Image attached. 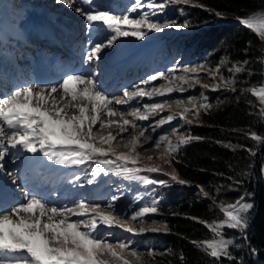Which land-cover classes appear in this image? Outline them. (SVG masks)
Instances as JSON below:
<instances>
[{
    "label": "snow or ice",
    "instance_id": "6c2138e0",
    "mask_svg": "<svg viewBox=\"0 0 264 264\" xmlns=\"http://www.w3.org/2000/svg\"><path fill=\"white\" fill-rule=\"evenodd\" d=\"M63 4L83 16L89 28L95 27L96 31L107 30L111 35L106 37V43H95L87 52V59H99V53L105 47H111L114 42L122 36H135L143 40L146 36L144 29L148 32H161L165 28L179 27L187 29L188 23L177 25L169 22H157L150 18L155 11H163L165 3H156V0H146L145 7L152 9L153 13L143 12L136 18L129 15L113 14L110 10L101 5L94 4V0H79V4L88 5L87 8L78 5L77 0H60ZM192 0H166L168 4H190ZM141 7V0L133 6V11ZM217 15H221L217 13ZM248 29L256 33L264 40V13L259 15L252 13L244 17H237ZM128 27L130 30H125ZM204 65L193 68H185V75L174 76L160 72L151 75L142 83L147 85L149 81L163 80L158 87L150 89L137 87L136 91L125 90L121 99H116L115 103L120 105L129 104L130 101L138 98L154 96L164 97L173 92L187 90L185 87L191 86L193 77L188 73L197 74ZM244 67L237 66L233 71L239 73L244 71ZM209 73H219V68L208 69ZM196 83L199 81L196 80ZM226 87L235 84V80H225ZM83 86V87H79ZM203 88H209L204 84ZM219 85H213V90H218ZM251 94L258 98L261 104V113L264 114V85L253 87ZM47 93V94H46ZM55 94V95H53ZM57 96L62 97L63 106H59ZM195 97H189L188 102L193 103ZM177 105H182L183 101L177 100ZM113 100L98 90L97 83L85 75L69 74L56 87L50 89H34L32 86H22L11 94L0 99V161L9 153L10 149L22 148L30 153L40 152L48 161L57 165H95L91 172V178H87L89 184L101 173H114L116 176L126 180H140L149 182L147 177L139 175L141 171L159 172V167L136 166L139 154L135 156L136 148L140 146L141 138L147 140L145 136L147 128L140 136L129 141L131 152H115L113 141L117 136L109 133L107 136L97 137L93 134V127L100 124V127H112L116 123L120 133L128 132L129 126L136 127L135 121H145L150 115L156 114L158 109H163L166 102L145 103L144 111L139 107L131 108L128 115L132 119H124L125 113L113 107ZM78 110L79 115H70L69 108ZM195 107V106H194ZM211 106L200 103L195 107L194 114L198 117L200 108L207 111ZM193 109L185 108L179 113L184 123L191 124L187 115ZM120 116L123 123L108 120L103 122L105 117ZM176 118V114H169L156 121V126L161 127L170 123ZM155 131V127H153ZM173 133L177 129L172 130ZM250 138L264 143V136L256 132L250 133ZM191 137L178 136L175 142L168 139L167 135H160L155 142L156 148L162 147V142L167 145V152L173 154L178 152L180 146L188 142ZM104 145L108 147L105 148ZM255 155L251 149H247ZM114 157V158H113ZM160 159H165L163 156ZM152 159V157H149ZM170 163V161H166ZM132 165V166H130ZM4 165L0 163V169ZM77 181L81 176L75 177ZM229 179H232L231 177ZM172 181L186 184L187 181L179 179L175 174L171 175ZM236 184L243 181L235 180ZM161 184L167 182L161 181ZM203 192V188L201 187ZM207 196L208 193L204 192ZM118 196H113L110 201L102 207L100 203H86L83 199L76 202L75 207L67 205L52 206L43 196L31 194L24 202L8 209H0V264H143L142 256L136 249L130 248L129 243L119 242L112 244L94 235L98 223L109 227L114 224L124 228L129 233H144L147 231L159 232L166 229V225L161 227H149L133 229L120 224V218L113 213L116 212V201ZM253 208V204L245 202L241 196L234 203L221 204V211L224 219L219 222L210 223L200 221L212 233V238L199 242V246L214 261L221 258H231L230 247L234 244L232 239L224 236L222 229L225 227L244 230L249 226L248 212ZM79 209V210H77ZM158 201L153 200L150 205L141 206L131 213V220L140 219L144 221L149 213H157ZM78 217L71 220L70 216ZM196 219V218H193ZM155 224V221L151 222ZM195 243V242H194ZM110 259H105V257ZM147 256L154 258L153 252H148ZM126 257H131L128 259Z\"/></svg>",
    "mask_w": 264,
    "mask_h": 264
},
{
    "label": "trees",
    "instance_id": "16d2710c",
    "mask_svg": "<svg viewBox=\"0 0 264 264\" xmlns=\"http://www.w3.org/2000/svg\"><path fill=\"white\" fill-rule=\"evenodd\" d=\"M182 10L189 25L205 26L175 32L169 46L199 59L207 51L211 57L226 56L229 64L239 63L245 70L237 74L234 91L211 94V107L187 129L191 139L174 153L176 174L187 183L150 173L147 189H152L160 212L166 214L169 233L143 238L140 247L147 252L163 249L156 253L154 264H264V143L250 138L251 132L264 136L262 106L250 91L264 84V40L237 19L264 12V0H192L169 4L166 12ZM220 17L225 20L216 25ZM237 179L243 182L236 184ZM241 196L253 204L250 224L243 231L227 229L236 240L230 247L231 258L214 261L199 246L212 238L200 221L223 219L221 204L234 203Z\"/></svg>",
    "mask_w": 264,
    "mask_h": 264
},
{
    "label": "rangeland",
    "instance_id": "374dc122",
    "mask_svg": "<svg viewBox=\"0 0 264 264\" xmlns=\"http://www.w3.org/2000/svg\"><path fill=\"white\" fill-rule=\"evenodd\" d=\"M27 0H0V33L4 36H7L12 31L13 33H20L21 30V20L23 16L30 15L31 13H37L38 15H45L49 17L53 21L62 20L63 23L68 24L69 26L77 27L78 23L81 29V41L82 46L80 48V52L85 55L92 48L95 43L104 42L106 43V37L111 35V32L107 30L96 31L95 27L89 28L85 18L80 15V13L74 11V9L69 8L67 5L66 8L62 11L57 9V5H59L60 0H53L50 5H42L41 7L31 6L29 3H26ZM79 6L87 8L88 5L79 4V0H77ZM137 3V0H94V4L101 5L103 8L110 10L113 14L117 15H129L131 18L138 17L143 12L153 13L152 9L145 7L146 0H141V7L137 8L133 11V6ZM156 3H165V7L163 11H155L154 14H151L150 18L157 22H169L175 23L177 25L188 23L186 19L187 15L184 10L179 13H171L168 14L166 12L169 4L166 3V0H156ZM9 4V7L6 6ZM63 4V3H62ZM167 13V14H166ZM264 13V12H262ZM260 14V13H259ZM257 14V15H259ZM14 15V19L10 22L7 16ZM3 17H6L4 20ZM224 17H220L216 25L222 23L224 21ZM7 21V26H2ZM189 24V23H188ZM200 26H191L189 28H179V27H169L165 28L161 32H148L147 29L144 31L147 33L143 40L139 39L135 36H122L119 37L111 47H105L99 54L104 53H112L114 48L119 43H126L124 45V49L127 48H135L137 50H141L139 56L137 58H142L133 65V70L129 74L128 78L123 83H119L117 86L115 84L116 90L111 89L112 79H109L107 82L104 81V78L108 77L107 72H103V67L106 65H102L100 63L95 62L93 66H91L93 60L83 59L81 62V67L77 72L72 75H87L89 73L86 72L87 69H90L97 80V87H101V89L106 90L104 93L110 99L113 100V107L119 111L125 113L124 119H132L131 116L128 115V111L131 108L139 107L141 111H144L143 104L145 103H160L166 102V106L163 109H158L156 114L150 115L148 120L145 121H135L136 127L131 128L129 126V131L120 133L119 127L116 123H113L112 127H100L98 123L92 129L93 134L97 137L107 136L109 133L117 136V140L113 141V145L115 146V152L119 153H129L131 152L130 146H126L129 144L133 138L140 136L141 132L145 131L147 128V132H145V136L149 137V139L145 140L141 138L140 146L136 148V152L133 153L135 156L137 153L139 154V158L137 160L136 166L143 167H159L161 171L156 172L159 175H166L171 178L172 174H176V170L173 164V154H169L167 152V145L162 142L161 148L155 147V142L160 135H167L168 139L175 142L178 136H187V129L197 124L200 121V113L204 110L200 108L199 116L197 117L194 114L195 107H199L200 103L208 104L211 94L220 91L223 89H232L235 90L237 86V72L233 71V69L237 66H243L239 63L229 64L226 56H222L221 58H217L215 56L211 57L209 54L210 51H207L206 54H203V58L199 59L198 57H191L190 55H185L181 53V49L172 50L170 46L167 47V40L170 39L175 32H191L192 30H196ZM79 29V31H80ZM22 30H25L22 28ZM125 30H130V28L126 27ZM11 31V32H10ZM7 33V34H6ZM10 46L5 47V51H11ZM98 54V55H99ZM199 65H204V68L201 69L197 74L188 73L187 75L193 77V83L191 86H185L187 88L183 93L177 91L173 92L170 95H166L164 97L154 96L152 99L148 97L138 98L137 100L130 101L129 104L120 105L116 104V99H121L123 97V92L125 91V87L127 91L133 92L139 88L150 89L152 87H158L161 83H164L163 80L157 81H149L147 85L142 82L145 79H148L153 74H158L160 72H164L166 75L171 74L174 76L185 75V68H193ZM246 66V65H244ZM89 67V68H88ZM219 68V73H209L208 69H216ZM103 74L100 76V72ZM134 74V79H132V74ZM66 78V76H65ZM90 78V77H89ZM235 80V84L226 87L224 81L225 80ZM199 82L196 83L195 81ZM63 81H57L52 84L41 85V88H49L58 86ZM29 84L27 86H31ZM204 84L209 85V88L205 89L202 86ZM213 85H219L218 90H213ZM264 85V84H263ZM23 85H21L22 87ZM108 87V88H107ZM20 88L18 86L15 88L17 90ZM250 89V88H248ZM101 91V90H100ZM14 92V91H13ZM12 91L8 90V92H3L2 95L7 96L11 94ZM61 97V96H60ZM189 97H195L196 100L193 103L188 102ZM62 99V98H60ZM183 101L182 105H177L176 101ZM61 103V100H59ZM58 103V104H59ZM59 106H63L59 105ZM195 106V107H194ZM217 106V105H216ZM185 108L193 109V112L187 115V119L191 120V124L184 123V120L180 118L179 113L183 112ZM70 115H79L77 109H72L67 111ZM176 114V118L172 120L170 123H166L161 127L156 126V121L161 119L162 117H166L169 114ZM108 120L123 123V120L120 116H112L105 117L104 121L107 123ZM153 127H155V131H153ZM173 129H177L175 133H173ZM107 148V145H104ZM42 153H30L22 148L18 149H10L9 153L5 156V158L0 161L5 166V170L7 171V175L10 176L14 183V189L11 190L14 195L13 201H15L16 206L18 203L24 202L31 194L35 193L38 196H43L52 206L61 207L67 205L68 207H75L76 202L83 199L86 203H100L102 207L106 205L108 201L112 199L113 196H118L119 199L116 203V212L114 215L119 216L120 224H124L125 227H132L133 229L139 228H149V227H161L163 228L166 225V229L161 230L159 232H151L147 231L144 233H129L125 231L124 228H121L119 225L114 224L109 227L102 223H98L96 231L94 235L106 240L109 243L117 244L119 242L129 243L130 248L136 249L139 253L144 254L142 256L143 264H154L156 257V253L161 254L163 249L155 248L150 250L149 252H153L155 254L154 258L147 256V251L142 250L140 247L142 239L148 236H158L169 233L168 225L166 224V214L160 212V208L158 206L157 213H149L146 217H144L145 222H141L140 219L136 221L131 220V213L137 210L141 206L150 205L155 198L152 194V189H147V185L149 182H143L140 180H126L122 177L116 176L114 173H101L97 176L93 183L89 184L87 182V178H91V172L95 165L89 166V164L85 165H57L55 164L54 169H57L61 172L59 176L55 179L44 177V172L40 171L37 173L38 169H45L43 167L42 159L40 155ZM163 156L165 159H160L159 157ZM152 157V159H149ZM114 158V157H113ZM170 161V163L166 162ZM132 166V165H130ZM46 173V172H45ZM151 172L141 171L139 175L143 177H147V180L150 181ZM79 175L81 176V180L77 181L75 177ZM59 177V178H58ZM215 200V197L213 196ZM246 202V201H245ZM249 203V202H247ZM79 210V209H77ZM252 209L248 212V220L250 224ZM71 220H76L78 217L71 216L68 214ZM224 219V218H223ZM221 220H212L208 221L210 223H215L222 221ZM155 221V224L151 222ZM232 229L225 227L222 229L223 234L226 238L232 239L234 244L236 240L227 235L228 230ZM131 259V257H126ZM105 259H110V257H105ZM110 264H116L115 261H110Z\"/></svg>",
    "mask_w": 264,
    "mask_h": 264
},
{
    "label": "bare ground",
    "instance_id": "6f19581e",
    "mask_svg": "<svg viewBox=\"0 0 264 264\" xmlns=\"http://www.w3.org/2000/svg\"><path fill=\"white\" fill-rule=\"evenodd\" d=\"M53 0H27L26 1V3H29L31 6H34V7H41L42 5H50V3L52 2ZM67 6L65 5V4H62V3H59V5H57V9L58 10H60V11H62V10H64V9H68V8H66ZM27 17V16H26ZM78 25H79V23H78ZM79 27H80V25H79ZM76 30V32H74V38H75V41H77L78 43H80V41H81V39H80V35H81V29H80V31H79V28H71V27H68L67 28V31H75ZM29 31H28V29H25L24 30V33H28ZM7 34V33H6ZM66 35V34H65ZM17 36L16 35H14L13 34V36L11 37V38H8V40L6 41V44H8V45H16L15 47V51H16V53L18 54V57H21L22 59L24 58V56L22 55V51H21V48L22 49H26V50H30V45H28L26 42H24V41H22L21 39H19V38H16ZM19 41V42H18ZM7 46V45H6ZM139 55H141V54H138L137 56H139ZM1 56V55H0ZM142 57V56H141ZM141 57H139V58H136L135 60L137 61V60H139ZM84 59H86V60H88L87 59V54L85 55V57H84ZM2 61H3V59H2ZM5 63H7V62H5ZM28 64H29V62H28ZM95 64V61L93 60V62H92V64H91V66H93ZM131 69V68H130ZM89 73H87V75L91 78V79H94L95 81H97L96 79H95V76H94V73L90 70V69H88L87 70ZM66 72H72V71H70L69 69H67L66 70ZM23 73H25V72H23ZM100 76L102 75V73H100L99 74ZM122 80H123V78H121ZM132 79H134V75H133V78ZM105 80H106V78H105ZM108 80V79H107ZM122 80H119V81H117L116 83H112L111 85L112 86H110L111 87V89H113V90H116L117 88H115V84H116V86L119 84V83H121V81ZM53 81H57V79H55V80H53ZM53 81H48V82H50V84H52L53 85ZM29 82H31L30 84H31V86L34 88V89H39V88H41V85H47L48 86V82L47 81H42V82H34V81H32V79L30 78V77H28V76H25V75H23V74H21V75H19V77H17V79H15L14 80V82L12 83V85L10 86V88H9V90L10 91H15V88H17L18 86H20L21 87V85H23V86H27L28 84H29ZM48 83V84H47ZM123 83H124V80H123ZM120 85V84H119ZM79 87H83V86H79ZM118 87V86H117ZM51 88V86H49V88H44V89H50ZM126 88H129L128 86L127 87H125V90H127ZM98 90H101V91H103L104 93H106L105 91L106 90H104V89H101V87L99 88L98 87ZM3 92H8V90L6 89H1L0 88V99H2V98H4L5 96V94L4 95H2L3 94ZM47 94V93H46ZM53 95H55V94H53ZM60 98H62V97H60V96H57V102L59 103L60 101L59 100H61V103H59V105H62V99H60ZM72 109H75L74 107L73 108H69V109H67V111H70V110H72ZM40 158L42 159V166L43 167H46L44 170H45V176L46 177H49V175H50V172L52 171V170H54V167H55V164L52 162V161H48L47 160V158L46 157H44L42 154L40 155ZM42 170V169H41ZM7 171L5 170V166L3 167V169H0V184L2 185V188L5 190V191H9V192H3V196L5 197V199H6V201L7 200H9V201H11L12 199H15L14 198V195L12 194V192H11V190H13L14 189V183H13V181H12V179L10 178V176H8L7 175V173H6ZM61 174V172L59 171L58 173H55V174H53V176L52 177H57V176H59ZM11 185H13V186H11ZM8 186V187H7ZM15 202V201H14ZM13 201H12V203H11V205L10 206H12V205H15V203H14ZM10 208V207H9ZM3 209H8V207H3Z\"/></svg>",
    "mask_w": 264,
    "mask_h": 264
}]
</instances>
